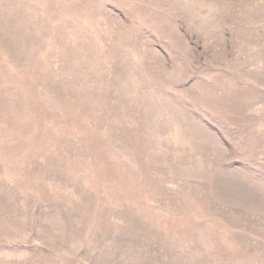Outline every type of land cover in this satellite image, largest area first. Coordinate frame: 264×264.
Returning <instances> with one entry per match:
<instances>
[{"label": "rangeland", "instance_id": "obj_1", "mask_svg": "<svg viewBox=\"0 0 264 264\" xmlns=\"http://www.w3.org/2000/svg\"><path fill=\"white\" fill-rule=\"evenodd\" d=\"M0 264H264V0H0Z\"/></svg>", "mask_w": 264, "mask_h": 264}]
</instances>
